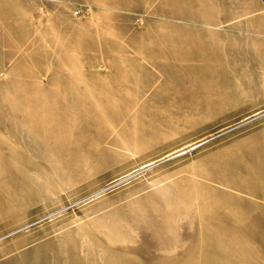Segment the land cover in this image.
I'll use <instances>...</instances> for the list:
<instances>
[{"label": "rangeland", "instance_id": "374dc122", "mask_svg": "<svg viewBox=\"0 0 264 264\" xmlns=\"http://www.w3.org/2000/svg\"><path fill=\"white\" fill-rule=\"evenodd\" d=\"M195 1L0 0V264H264V13Z\"/></svg>", "mask_w": 264, "mask_h": 264}, {"label": "crops", "instance_id": "0c3cea01", "mask_svg": "<svg viewBox=\"0 0 264 264\" xmlns=\"http://www.w3.org/2000/svg\"><path fill=\"white\" fill-rule=\"evenodd\" d=\"M190 1H192L191 3L195 4L196 7H198V1H195V0H190ZM250 1H253V0H250ZM256 1H257V5H258V11H260L261 13H264V0H256Z\"/></svg>", "mask_w": 264, "mask_h": 264}]
</instances>
